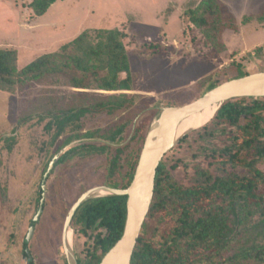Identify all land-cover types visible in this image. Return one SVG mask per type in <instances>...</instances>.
<instances>
[{
    "label": "rangeland",
    "instance_id": "374dc122",
    "mask_svg": "<svg viewBox=\"0 0 264 264\" xmlns=\"http://www.w3.org/2000/svg\"><path fill=\"white\" fill-rule=\"evenodd\" d=\"M198 1L64 0L36 16L30 0H0V49L16 51L17 71L38 56L59 51L84 30L121 27L128 37L132 76L127 93L137 96L133 106L117 116L87 114L80 120L79 132L95 136L63 145L75 132L67 127L54 140L57 128L53 117L37 114L85 104L110 92L97 89L92 77L87 87L75 88L68 73L17 84L13 92L0 90V264H27L24 238L38 208L43 174L54 158L82 143L103 141L100 134L122 122L124 131L112 144H126L140 115L155 111L153 122L161 108L197 99L200 82L224 70L227 76L234 74L233 62L251 73L264 71V22L258 19L264 13V0H221L236 28L226 29L223 45L216 46L186 19L185 10ZM243 17L250 19L243 23ZM75 73L81 76L79 71ZM29 115L33 116L18 126L19 119ZM198 129L186 134V139L163 157L168 167L178 161L169 173L183 183L192 180L198 162L207 165L198 154L203 145ZM106 160L105 155L92 153L55 165L46 182V206L29 243L32 264H69L62 246L64 220L81 194L104 185ZM124 169L122 166L121 171ZM69 230L76 261L92 248L93 237L104 233L96 228L83 235L73 223Z\"/></svg>",
    "mask_w": 264,
    "mask_h": 264
},
{
    "label": "trees",
    "instance_id": "16d2710c",
    "mask_svg": "<svg viewBox=\"0 0 264 264\" xmlns=\"http://www.w3.org/2000/svg\"><path fill=\"white\" fill-rule=\"evenodd\" d=\"M30 1L34 14L42 16L54 3L64 0ZM185 16L212 46L223 45V32L236 28L221 0H199L185 10ZM249 19L243 17L242 22ZM258 19L264 22V13ZM127 40L121 27L87 29L59 51L38 56L19 71L16 51L0 49V90L13 92L17 84L61 73L69 74L71 86L84 88L92 77L97 89L110 93L37 116L53 117L57 128L54 140L67 127L75 132L63 145L81 137H94L96 133L79 132L81 118L101 113L117 116L128 111L137 98L127 93L132 84ZM232 65L234 74L230 76L224 70L203 79L199 96L226 80L251 73L238 62ZM155 113L149 111L139 116L126 144H112L125 128L123 122L117 123L100 134L103 141L72 147L58 162L92 153L105 155L107 179L103 184L119 189L128 187ZM32 116L21 117L18 126ZM197 132L203 142L198 154L207 165L198 162L192 180L183 183L169 173L178 161L168 167L161 160L149 212L130 264H264V97L224 102ZM185 139L186 135L180 142ZM125 216L126 196H103L83 203L72 219L78 232L87 235L89 230L101 228L104 233L93 237L92 248L84 257L77 258V264H99L120 238ZM27 264L32 261L27 260Z\"/></svg>",
    "mask_w": 264,
    "mask_h": 264
},
{
    "label": "water",
    "instance_id": "95a60500",
    "mask_svg": "<svg viewBox=\"0 0 264 264\" xmlns=\"http://www.w3.org/2000/svg\"><path fill=\"white\" fill-rule=\"evenodd\" d=\"M243 97H264V71L253 72L238 78L226 80L208 90L197 99L184 105L161 108L157 117L148 128L132 180L128 187L119 189L101 185L91 188L81 194L70 207L62 229V246L68 259V263L77 264V261L71 254V243L69 244L67 241L71 220L77 209L83 203L93 198L103 196H126V216L123 232L114 245L104 254L99 264H130L133 250L145 218L149 212L153 198L157 167L165 154L169 152L186 134L193 131L191 130L180 137H177V128L180 122L208 105L217 104L218 109L221 104L226 101ZM210 119L208 121H210ZM155 120H157V126L153 127ZM56 159L57 158H54L49 163L44 178L53 167ZM42 188H44L43 185ZM99 189L104 190V192H95ZM41 210L42 204H40L39 211L32 221L27 239H29L33 232L35 219L40 214ZM25 251L28 256V261H31V256L29 255L28 250L26 249Z\"/></svg>",
    "mask_w": 264,
    "mask_h": 264
},
{
    "label": "bare ground",
    "instance_id": "6f19581e",
    "mask_svg": "<svg viewBox=\"0 0 264 264\" xmlns=\"http://www.w3.org/2000/svg\"><path fill=\"white\" fill-rule=\"evenodd\" d=\"M216 109H217V104L208 105L204 107L202 110L183 119L177 128V137H180L184 133H187L191 130L201 127L203 124H205L210 119V117L214 114ZM156 126H157V120H155L153 123V127H156ZM95 192L103 193L104 190L99 189V190H96ZM67 237H68L67 241L70 244L72 241V236H71L70 231L68 232Z\"/></svg>",
    "mask_w": 264,
    "mask_h": 264
},
{
    "label": "flooded vegetation",
    "instance_id": "af4514ba",
    "mask_svg": "<svg viewBox=\"0 0 264 264\" xmlns=\"http://www.w3.org/2000/svg\"><path fill=\"white\" fill-rule=\"evenodd\" d=\"M60 157H61V156H60ZM80 157H83V156H80ZM59 159H60V158H58V159L55 160V162H54V164H53V167L50 169V171L48 172V174H47V176H46L45 178H44V174H45L46 171L44 172L43 177H42V180H41V183H40L39 199H38V208H37V211H36L35 215H34V216L32 217V219H31L30 225H29V227H28V230H27V233H26V235H25L24 242H23V244H24V246H25V247H24V253H25V256H26V259H27V260H28V256H27L25 250L27 249L29 255L31 256V253H30V250H29V243H30L31 238L33 237V235L35 234V232H36V230H37V226H38V222H39V219H40L41 213H43V211H44V209H45V206H46V199H45V198H46V182H47V179H48L50 173L52 172L53 168L55 167V165L61 163V162H58ZM50 162H51V161H50ZM63 162H65V160H64ZM48 166H49V165H48ZM48 166H47V168H48ZM46 170H47V169H46ZM42 185L44 186V188H42ZM106 186H107V185H106ZM42 194H43V196H42ZM41 200H42V203H41ZM40 204H42V210H41L40 214L37 216V218L35 219V223H34V227H33V232H32V234H31V236L29 237V239H27V236H28V233H29V229H30V227H31V224H32L33 219L35 218V216L37 215V213H38V211H39ZM72 219H73V218H72ZM70 225H72V220H71V224H70ZM31 261H32V256H31Z\"/></svg>",
    "mask_w": 264,
    "mask_h": 264
}]
</instances>
